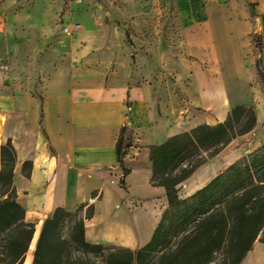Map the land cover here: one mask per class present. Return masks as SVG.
I'll list each match as a JSON object with an SVG mask.
<instances>
[{"label": "crops", "instance_id": "0c3cea01", "mask_svg": "<svg viewBox=\"0 0 264 264\" xmlns=\"http://www.w3.org/2000/svg\"><path fill=\"white\" fill-rule=\"evenodd\" d=\"M182 1L186 17L199 12L208 23V46L202 52L207 74L201 86L191 88L195 97L189 104L209 114L189 126L176 124L175 100L165 101L134 77H107L91 70L66 74L58 68L35 94L7 86L0 72V143L10 140L15 149L16 200L34 229L56 207L73 211L95 196L93 215L84 220L85 240L139 248L150 240L167 206L165 189L150 182L149 146L201 123L222 122L236 104L254 105L253 130L264 123V86L250 36L255 31L260 35L264 63V6L253 24L248 15L232 20L224 9ZM123 128L131 145L120 165L116 143ZM241 137L229 144L238 145ZM238 150V156L217 159V166L224 169L252 149ZM122 168L128 170L125 176ZM208 169L184 189L180 185L177 195L186 197L204 186L211 179L205 180ZM255 242L240 264H264V243Z\"/></svg>", "mask_w": 264, "mask_h": 264}, {"label": "rangeland", "instance_id": "374dc122", "mask_svg": "<svg viewBox=\"0 0 264 264\" xmlns=\"http://www.w3.org/2000/svg\"><path fill=\"white\" fill-rule=\"evenodd\" d=\"M188 3L215 11L224 9L232 20L250 16L253 24L257 23L259 6H264V0ZM184 6L182 0H0V72L7 86L35 94L58 68L66 74L91 70L107 77H134L165 101L175 100L176 124L189 126L209 114L189 104L195 97L191 88L201 86L207 74L206 54L202 52L208 46L204 29L208 23L199 12L186 17ZM250 36L253 46L261 42L258 32ZM238 139V145H226L196 168L180 188L208 168L205 180L213 178L222 169L217 159L224 162L229 155L238 156L239 148L253 149L261 143L264 123ZM89 206L92 204L87 201L76 214L63 220L64 238H70L75 220L84 216ZM33 230L23 264L32 262L40 229ZM69 249L72 255L84 257L74 245ZM88 256L100 260L99 255ZM218 259L216 255L215 261Z\"/></svg>", "mask_w": 264, "mask_h": 264}, {"label": "trees", "instance_id": "16d2710c", "mask_svg": "<svg viewBox=\"0 0 264 264\" xmlns=\"http://www.w3.org/2000/svg\"><path fill=\"white\" fill-rule=\"evenodd\" d=\"M253 52L264 86L260 41ZM255 124L254 105L236 104L222 122L201 123L149 146L150 182L165 189L167 206L145 245L131 249L87 242L84 220L93 215V206L77 217L70 238H64L63 220L84 204L73 213L56 207L41 224L31 264H240L256 240L264 243V142L192 194L180 198L177 192L196 168L234 138L252 131ZM124 132L125 128L116 143L120 165L131 145L130 134ZM15 160L10 140L0 143V264H22L34 233V223L25 220L24 208L16 200ZM122 173L125 176L128 170L122 168ZM70 245L84 257L72 255ZM89 254L99 255L100 260H92Z\"/></svg>", "mask_w": 264, "mask_h": 264}, {"label": "built area", "instance_id": "2783aa9c", "mask_svg": "<svg viewBox=\"0 0 264 264\" xmlns=\"http://www.w3.org/2000/svg\"><path fill=\"white\" fill-rule=\"evenodd\" d=\"M94 200H95V196L91 197V198L89 199V202L92 203Z\"/></svg>", "mask_w": 264, "mask_h": 264}]
</instances>
